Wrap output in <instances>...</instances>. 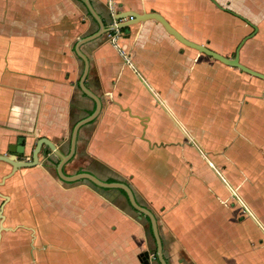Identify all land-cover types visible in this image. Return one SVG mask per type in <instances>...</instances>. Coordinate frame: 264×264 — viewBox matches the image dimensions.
<instances>
[{
  "label": "crops",
  "instance_id": "0c3cea01",
  "mask_svg": "<svg viewBox=\"0 0 264 264\" xmlns=\"http://www.w3.org/2000/svg\"><path fill=\"white\" fill-rule=\"evenodd\" d=\"M89 1L106 25L109 1L115 12L159 11L228 57L245 38L240 61L264 73V0ZM98 27L85 0H0V154L18 144L30 159L41 137L69 153L75 124L96 107L76 46ZM128 27L115 43L107 32L80 44L102 105L80 126L65 173L128 183L156 215L169 264H264V219L240 196L241 183H264V79L158 20ZM42 150L0 184L5 264H144L145 252L160 264L150 220L122 189L64 180L58 154ZM11 168L0 160V180ZM236 195L250 217L238 216Z\"/></svg>",
  "mask_w": 264,
  "mask_h": 264
},
{
  "label": "water",
  "instance_id": "95a60500",
  "mask_svg": "<svg viewBox=\"0 0 264 264\" xmlns=\"http://www.w3.org/2000/svg\"><path fill=\"white\" fill-rule=\"evenodd\" d=\"M87 7L91 14L94 16L95 20L98 22L99 27L98 29L93 32L92 34L81 38L77 42V50L81 54V57L84 59V71L82 75V79L80 82V86L82 90L90 95L96 102V107L94 111L88 115L87 117L83 118L81 121L77 122L73 128L72 131V136H71V143H70V151L67 154H64L60 151V149L57 147L56 143L53 142L52 140L41 137L38 141L36 146L33 149L32 156L30 159H24V158H19L18 155L24 152V146L23 145H18V144H11L9 146V151L11 153L9 154H0V160H3L5 162H8L11 165V170L4 176H2L0 180V184L4 182V180L10 176L12 173H14L18 168L20 167H31L37 165L39 161V153L42 150V146L44 145V148L42 150L43 154L46 155L48 153V150H52L58 156L60 157V161L57 164V172L58 175L67 181H77V180H87L88 182L100 186V187H108V188H119L125 191L127 195V199L130 203V205L140 214L145 215L149 220L151 224V230L155 239L156 243V253L158 257V261L160 264H169L165 255H164V244L162 237L159 232V226H158V220L154 212L148 208L146 205L142 204L139 202V200L136 197L135 192L133 191L132 187L126 183V182H121V181H105L93 173L90 172H78L75 174H66L64 171V164L73 156L75 149H76V141H77V136H78V130L82 124L85 122L91 121L94 119L100 112L101 109V100L100 98L92 92L85 83V78L88 74L89 70V58L80 50V44L86 40H91L94 39L98 36H101L103 33L110 32L112 30H116L118 28H123L126 26H129L130 24H134L137 22H141L147 19H155L158 20L159 22L162 23V25L166 28L168 32L173 34L178 40L183 42L184 44L191 46L200 52H203L209 56H212L215 59H218L222 61L225 64L235 66L240 68L241 70L250 73L252 75L258 76L260 78L264 79V73L259 72L257 70H254L245 64H243L240 61V54H239V49L243 41L237 46L235 55L233 57H228L226 55H223L212 48L208 47L205 44L197 43L193 40H190L189 38L185 37L179 30H177L169 21L168 19L159 11H143V12H137L134 10H124V11H119V12H114L113 17L116 22L106 25L105 21L103 20L102 16L100 13L94 8L93 4L89 0H85ZM1 194V193H0ZM4 195V194H3ZM6 197V195H4ZM0 219H1V224H0V233L2 230L7 229V226L3 224L4 221V214L2 211V208H0Z\"/></svg>",
  "mask_w": 264,
  "mask_h": 264
},
{
  "label": "rangeland",
  "instance_id": "374dc122",
  "mask_svg": "<svg viewBox=\"0 0 264 264\" xmlns=\"http://www.w3.org/2000/svg\"><path fill=\"white\" fill-rule=\"evenodd\" d=\"M108 4L110 6V1L108 2ZM115 22L116 20H114V23ZM118 29H120L121 31V28ZM257 181L258 180L254 181L256 182L255 188L247 184L246 181L245 183H241L243 192L240 194V196L242 199H244V201H247L249 205H251L254 208V210L258 213L260 217L264 219V183L262 185H259L260 183ZM241 198L236 195L234 201L231 204L232 206H236L238 208L237 209L238 216L240 217V219H243L246 217H250L251 214L243 205ZM256 231H257L256 234L260 236L261 232L259 231V228H257ZM22 245L24 246V244ZM3 250L4 249L0 250L1 251L0 256L3 255V253L5 252ZM0 264H5L4 260L0 259Z\"/></svg>",
  "mask_w": 264,
  "mask_h": 264
},
{
  "label": "trees",
  "instance_id": "16d2710c",
  "mask_svg": "<svg viewBox=\"0 0 264 264\" xmlns=\"http://www.w3.org/2000/svg\"><path fill=\"white\" fill-rule=\"evenodd\" d=\"M128 29H129L128 26L121 28L122 31H127ZM110 33H111V34H114V33H115V30L110 31ZM122 191L125 192L124 190H122ZM154 251H155V252H154V254H155V258H156V260H157L158 257H157L156 249H155ZM141 259H142V261L144 262V264H146V262H147V253H146V252L141 254Z\"/></svg>",
  "mask_w": 264,
  "mask_h": 264
},
{
  "label": "built area",
  "instance_id": "2783aa9c",
  "mask_svg": "<svg viewBox=\"0 0 264 264\" xmlns=\"http://www.w3.org/2000/svg\"><path fill=\"white\" fill-rule=\"evenodd\" d=\"M113 2H110V7L112 8V10H113V12H115V10L113 9ZM121 31H120V29H116L115 30V34L114 35H112V42L113 43H115L116 42V36L120 33Z\"/></svg>",
  "mask_w": 264,
  "mask_h": 264
}]
</instances>
